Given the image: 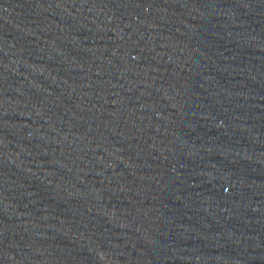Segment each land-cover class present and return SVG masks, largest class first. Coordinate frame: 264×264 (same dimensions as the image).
Listing matches in <instances>:
<instances>
[{
    "label": "water",
    "instance_id": "95a60500",
    "mask_svg": "<svg viewBox=\"0 0 264 264\" xmlns=\"http://www.w3.org/2000/svg\"><path fill=\"white\" fill-rule=\"evenodd\" d=\"M0 264H264V0H0Z\"/></svg>",
    "mask_w": 264,
    "mask_h": 264
}]
</instances>
